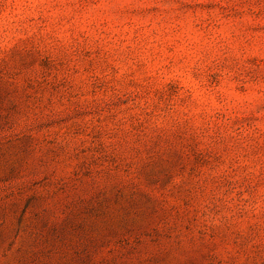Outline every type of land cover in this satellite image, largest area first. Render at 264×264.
I'll return each mask as SVG.
<instances>
[{
	"label": "rangeland",
	"instance_id": "obj_1",
	"mask_svg": "<svg viewBox=\"0 0 264 264\" xmlns=\"http://www.w3.org/2000/svg\"><path fill=\"white\" fill-rule=\"evenodd\" d=\"M0 264H264V0H0Z\"/></svg>",
	"mask_w": 264,
	"mask_h": 264
}]
</instances>
